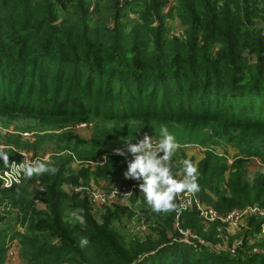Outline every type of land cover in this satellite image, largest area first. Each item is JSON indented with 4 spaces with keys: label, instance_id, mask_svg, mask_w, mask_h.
<instances>
[{
    "label": "trees",
    "instance_id": "obj_1",
    "mask_svg": "<svg viewBox=\"0 0 264 264\" xmlns=\"http://www.w3.org/2000/svg\"><path fill=\"white\" fill-rule=\"evenodd\" d=\"M118 2L92 10L91 0H0V112L7 121L55 125L94 117L122 125L104 128L90 141L72 132L46 136L56 144L48 164L57 173L11 189L0 182V201L25 229L18 232L0 217V264H7L14 239L21 264H264V253H252L246 240L236 256L214 252L207 243L217 244L223 223L206 228L195 210L182 213L179 227L192 229L205 244L180 241L177 212L156 214L144 198L138 197L144 206L138 210L117 206L97 216L81 189L92 179L123 181L133 156L109 155L95 168L72 167L123 149L125 140L159 135L161 127L180 145L208 128L212 138L236 145L242 154L264 157V0H179L182 37L168 35L163 19L151 27L166 0H127L123 8ZM127 9L139 20L125 16ZM9 144L36 149L39 142L14 138ZM6 152L12 163L14 149ZM184 159L185 154L172 158L177 179ZM7 168L0 159V171ZM227 171L226 161L210 152L198 165L196 194L222 216L247 205L264 207V174L251 181L243 159L235 161L229 178ZM77 209L83 225L74 218ZM140 213L146 231L129 233ZM246 225L254 234L264 220L252 216ZM85 237L89 244L81 247Z\"/></svg>",
    "mask_w": 264,
    "mask_h": 264
},
{
    "label": "rangeland",
    "instance_id": "obj_2",
    "mask_svg": "<svg viewBox=\"0 0 264 264\" xmlns=\"http://www.w3.org/2000/svg\"><path fill=\"white\" fill-rule=\"evenodd\" d=\"M113 0H91L92 2V10L96 7V5L101 7H107L111 4ZM127 0H119L118 7H124ZM130 1V0H129ZM168 3H166L162 10H161V18L158 16H155L152 19V26L151 27H158L161 24V19L164 20V23L166 24L168 28V35L172 37H182L185 34L186 28L183 26L181 22V16L180 11L178 9L179 7V0H166ZM111 9H113V6H111ZM125 16H130L132 20L138 21V15L135 13H132L129 9L124 10ZM108 17V27L110 29H113L115 26V22L113 20L114 16H107ZM62 17L60 20L56 23H60L62 21ZM6 114L3 112H0V129H7V132H0V145L5 146L4 150L9 151L10 149H14L15 153V159L13 161H19V158L23 157L22 153L25 151V153L29 157H39L44 158L48 157L49 159L46 161L49 163L55 154L57 152L56 144L53 139L46 138V136L50 135H56L60 134L62 132H72L77 134L80 138L86 139L90 141L92 137L98 136V133L103 131L104 128H114L116 126H122L118 122L110 121V122H103L100 119H96L94 117L89 118V122H71V123H55V125H50L47 123H40L38 120L29 119V118H19L12 121H7V117H5ZM77 126H83L77 128ZM161 130V129H160ZM160 130L158 131L159 135ZM169 131V129L167 128ZM178 130L176 132L177 136H181L179 134ZM171 132V131H170ZM169 132V133H170ZM174 135L173 133H170ZM236 134V132H235ZM159 135L156 133H151L149 136L153 138L154 142L158 141ZM214 135V131L209 130L208 128H205L204 131L200 135L194 134L192 136V140L194 142H190L188 144H181V148L177 150L175 155H183L185 154L186 159H190L198 168V165L201 161L205 159V157L210 153H214L217 155V157L224 159L228 165V171L226 173V177L229 178V175L232 171V167L234 166V163L237 159H243L246 162V170L248 177L251 181L254 180L256 175L258 173L264 174V157L260 156H247L241 153L240 148H238L234 144H230L224 139H218V138H212ZM39 137H45L44 139H39ZM19 138L23 143L29 142L31 144H36L39 142V145L36 149L31 148H23V149H16L14 144H9L10 139ZM40 140V141H39ZM204 142V143H203ZM122 150L125 151V156H132L131 153L127 152V148L124 147ZM31 153L32 156L29 154ZM109 155H115L114 150L110 152V154H104L98 157V159L94 161H87V162H77L74 163V166L72 164V167L74 169H78L83 167H98L100 161L104 160L105 157H109ZM162 155V153H161ZM20 156V157H19ZM77 161V160H76ZM107 161V160H105ZM199 177V174H198ZM182 175H179L178 179H182ZM26 178L23 179L25 181ZM27 180V179H26ZM126 182H123L125 181ZM123 181H106V180H94L92 179L89 183V188L93 189V191L102 190L105 189L111 185H121L124 183H129L128 179H124ZM135 181V180H133ZM137 181V180H136ZM143 182L142 180H139ZM84 190V189H83ZM139 195V194H138ZM199 197V195H197ZM138 197H143V194L140 193ZM136 198V200L138 199ZM200 198V197H199ZM135 200V199H133ZM130 202V205L132 207L134 206V201ZM200 200L206 204L201 198ZM1 202V201H0ZM142 203V202H141ZM207 205V204H206ZM141 207H144L142 204H140ZM255 208L257 209V217L258 219L264 220V216L260 215V212L264 213V207H261L259 205H247V207L244 208H235L234 210H244L246 208ZM94 208V207H93ZM95 209V208H94ZM106 209V208H105ZM100 210V211H99ZM104 210V208L96 209L95 214L97 216L100 215V213ZM232 210V211H234ZM231 211V212H232ZM15 212L12 213L11 211H2L0 212V217H4L6 220L2 223L4 225H10L11 228H17L18 232L24 233L25 229L22 227H17V224L15 223L16 218ZM144 215L142 213L135 215L132 217V224L128 226L129 233H133L136 235V233H144L146 230L139 229V224H142V222H139L140 219H144ZM129 218V216L127 217ZM125 219V218H124ZM249 219V218H248ZM126 221V219H125ZM129 223V222H126ZM222 223V222H221ZM246 225V222H244ZM243 223V224H244ZM1 224V225H2ZM213 224V223H211ZM242 224V225H243ZM205 225V224H204ZM210 224H206V228L209 227ZM223 226H220V233H222L219 238L217 244H209L208 246L218 254L222 252H229L232 255H237V250L244 246L245 240L248 241V245L250 247H253L252 253H258L263 254L264 248H261V246L264 243V227L262 226L261 229L258 232H255L254 234L251 232V227L249 225L239 226V227H233L228 224H222ZM184 231H190L192 234V239L197 241H203L200 238H198L194 233L192 232V229L184 230ZM10 239V238H9ZM15 241V240H14ZM199 241V243H200ZM201 242V244H203ZM205 244V243H204ZM258 245V246H255ZM19 259V258H18ZM17 259V261H18ZM14 259L9 260V263H11Z\"/></svg>",
    "mask_w": 264,
    "mask_h": 264
},
{
    "label": "clouds",
    "instance_id": "obj_3",
    "mask_svg": "<svg viewBox=\"0 0 264 264\" xmlns=\"http://www.w3.org/2000/svg\"><path fill=\"white\" fill-rule=\"evenodd\" d=\"M0 132H7V129H0ZM160 134L161 138L155 142L147 133L144 134L142 140H138L136 143H132L130 140L124 141L127 152L131 153L133 159L127 162V171L123 175L125 179L143 181L138 187L143 194L144 202L153 212L169 214L180 210V205L176 201L181 195H195L199 191L198 168L190 159H184L181 172L183 178L177 179L173 174L171 161L181 145L166 127H161ZM4 148L5 146L0 145V159L10 169L9 174L17 182L21 178L30 179L45 173L55 175L58 171L57 168L50 167L46 162L48 157L36 160L25 158L19 164L10 163L9 155ZM114 154L121 157L126 155L125 151L120 148L115 149ZM107 159V157L104 158V160ZM130 195L132 193L126 194V196ZM140 204L141 201L137 199L135 203L137 210ZM73 215L80 224L86 223L81 209L75 210ZM88 244L89 241L86 237L80 240L81 247H86Z\"/></svg>",
    "mask_w": 264,
    "mask_h": 264
},
{
    "label": "built area",
    "instance_id": "obj_4",
    "mask_svg": "<svg viewBox=\"0 0 264 264\" xmlns=\"http://www.w3.org/2000/svg\"><path fill=\"white\" fill-rule=\"evenodd\" d=\"M79 127H83V126H77V128ZM22 155H23L22 160L13 161V162L19 164L23 162L25 158H28L29 160L41 159L39 157L34 158L35 156L29 157L25 153V151L22 153ZM29 155L32 156L31 153ZM105 163L106 161L102 160L100 161L99 165L101 166L104 165ZM9 173H10L9 168L0 171V182L2 189H11L15 186H20L23 183L24 178H21L20 181L17 182L16 179H14L13 176H11ZM141 183L143 182L135 180L121 185H111L102 190L93 191V189L91 188H86L84 189V191L86 192V195L92 207H94L95 209H101V208L113 209L117 206L131 208L132 205H130V202L133 199L137 198L141 193L138 187V185ZM40 190L43 189L40 188ZM127 193H132V195L126 196ZM176 202L178 203V205H180V210L177 212L175 228L180 233L181 236L180 241L187 243H189L191 240L194 239H192V234L190 231H184L179 227L180 216L182 215L183 212L194 211V210L197 211L201 219L203 220V224L205 225L215 223L217 221H221L224 224H228L230 226L233 225V227H239L244 222H247L248 218L257 215V209L249 207L244 210H234L230 212L227 216H222L214 207L204 204L197 196V194L181 195ZM10 209L11 208L7 202H0V212L5 210L10 211ZM259 214L264 216L263 212H260ZM244 225L245 223L242 226ZM139 229L143 231L146 230V225L144 224V220L142 221V224H139ZM201 242L202 241H200V243ZM202 243L204 244V242ZM16 244H17L16 240L8 242V246H7L8 260L15 259L18 256Z\"/></svg>",
    "mask_w": 264,
    "mask_h": 264
},
{
    "label": "crops",
    "instance_id": "obj_5",
    "mask_svg": "<svg viewBox=\"0 0 264 264\" xmlns=\"http://www.w3.org/2000/svg\"><path fill=\"white\" fill-rule=\"evenodd\" d=\"M208 205V204H207ZM208 206H210V205H208ZM187 212V211H186ZM14 240H16L17 241V244H16V249H17V257L11 262V263H9V260H7V264H21V260H20V257H19V248H20V246H19V243H18V239H14ZM19 258V259H18ZM17 259H18V261H17Z\"/></svg>",
    "mask_w": 264,
    "mask_h": 264
}]
</instances>
